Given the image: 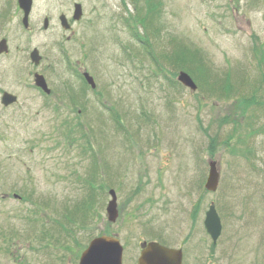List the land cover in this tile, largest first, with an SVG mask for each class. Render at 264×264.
<instances>
[{"label": "rangeland", "instance_id": "1", "mask_svg": "<svg viewBox=\"0 0 264 264\" xmlns=\"http://www.w3.org/2000/svg\"><path fill=\"white\" fill-rule=\"evenodd\" d=\"M151 1L134 24L132 0H33L25 28L17 0H0V98L18 99L0 104V264H78L102 235L119 240L122 264L150 241L180 249L182 264H264V0Z\"/></svg>", "mask_w": 264, "mask_h": 264}, {"label": "water", "instance_id": "2", "mask_svg": "<svg viewBox=\"0 0 264 264\" xmlns=\"http://www.w3.org/2000/svg\"><path fill=\"white\" fill-rule=\"evenodd\" d=\"M18 7L23 13L22 24L28 27V16L32 8V0H17ZM82 16L80 4H75L73 19L78 21ZM63 29L68 30L70 26L64 15L59 17ZM44 29L48 27V20L43 23ZM8 52L6 40L0 41V54ZM41 57L39 52L34 49L30 54V61L39 65ZM83 77L88 85L94 89L95 83L88 73H83ZM177 81L191 92H195L197 87L191 77L185 72H179ZM34 85L44 93L50 94L46 81L42 75H34ZM4 107L17 102V98L9 93H3L0 100ZM209 172L204 185L207 192H215L218 188L220 175L217 164L214 160L209 161ZM110 200L106 206V218L109 223H114L118 218L117 198L114 190H109ZM204 228L212 243H216L221 234V223L216 212L215 206L210 204L205 213ZM140 256L137 264H182L183 253L180 249H171L156 242H142L140 244ZM123 248L115 236L102 235L94 238L80 256L79 264H122Z\"/></svg>", "mask_w": 264, "mask_h": 264}, {"label": "trees", "instance_id": "3", "mask_svg": "<svg viewBox=\"0 0 264 264\" xmlns=\"http://www.w3.org/2000/svg\"><path fill=\"white\" fill-rule=\"evenodd\" d=\"M139 1L140 0H132V3L134 5V10H135V15H136V18H135V15L133 16V19H135V23L134 24H136V23L138 24L137 16H138V12H139V8H138L139 7V4H138ZM144 1H145V4H146L145 7H147V9H145L146 11H144L142 14L139 13V15H143L142 18H141L142 21L148 23V21L152 18L153 14L155 13V12H153V8L155 6H154V4H151V3H153L151 0H144ZM141 22L139 21V23H141ZM263 48H264V45H263V47L261 49L257 48V50L261 54L260 57H259V60L264 62V50H263ZM191 52L196 53L198 55V51L197 50H192ZM189 64H192V66L194 65L191 60H188L187 65H189ZM193 68L196 69L197 67L194 65ZM187 71L189 72V70H187Z\"/></svg>", "mask_w": 264, "mask_h": 264}]
</instances>
